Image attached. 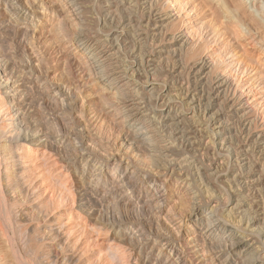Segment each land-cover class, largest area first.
Wrapping results in <instances>:
<instances>
[{
  "label": "bare ground",
  "instance_id": "6f19581e",
  "mask_svg": "<svg viewBox=\"0 0 264 264\" xmlns=\"http://www.w3.org/2000/svg\"><path fill=\"white\" fill-rule=\"evenodd\" d=\"M52 1L57 10L65 14V22L72 29L68 35L58 31L61 34L58 37L68 43L80 63L83 61L86 84L96 86L102 94L99 102L106 108L107 117L113 118L121 129L119 141L123 154L142 148L152 153L148 162L155 169L138 177L152 194L149 197L157 200L158 211H163L169 199L173 207L178 204L176 200H189V203L181 200L182 205L179 204L194 230L187 229L186 243L206 263L264 264V245L259 244L264 242V129L259 130V125H256L257 116L251 115L253 108L241 87L233 84L235 79L232 81V74L218 69L215 58H211L214 53L228 48L233 52L237 43L240 47L245 44L251 49L261 50V58H264V0H98L101 12L96 31L91 30L85 16L84 0ZM27 7L21 16L24 14L26 17L34 11L32 8L35 6ZM50 18L46 17L43 26L46 31L52 32L60 27V23L55 21L47 26ZM60 21L65 24L62 19ZM199 24L210 30L216 43L214 48L208 46L212 48L209 53L206 50L204 54H199L205 45L203 41L197 48L187 49L193 42L192 30ZM170 26L176 27L175 32L168 33ZM239 38L242 40L236 41ZM148 41L155 44V50L147 49ZM194 55L186 70L188 82L185 90L172 82L171 87L165 83L156 87L154 81L148 83V76L153 77L163 71L173 75L172 78L180 75L187 57L193 58ZM242 59L235 60L236 67L239 63L245 65L246 60ZM172 90H176L172 97L161 100L163 93ZM52 92V97L57 100L65 97L59 86H54ZM66 100L63 98L60 101ZM13 101L18 106L17 110H21L20 100L11 99ZM158 102V112H152L149 119L151 128H142L139 123L149 116L148 104L154 103L155 108ZM97 121H101L100 118ZM260 124L264 126V122ZM37 133L27 136L35 139L30 144L32 147L38 146L36 139L40 138ZM161 134L162 143L157 144ZM27 137L15 140L3 138L0 144V160L2 155L6 161L4 164L0 162V264H32L26 260L30 254L28 251L35 247L32 248L31 234H41L53 244L57 264H79L80 257L72 251L67 253L65 248L60 249L64 244L59 241V231L56 232L51 225L39 233H36V227H30L26 237H23L26 238L24 244L20 245L23 235L20 239L17 237L18 232L19 235L22 233L18 231V226L21 223L29 226L42 220L36 214L37 208L29 207L24 159V152L30 151L25 148ZM201 142H205V148L207 145L212 147L217 159L210 165L205 166L202 163L204 159L196 156ZM87 146L85 150L81 148L90 157L93 147L88 149ZM222 167L224 171L220 170ZM163 175L177 177V188L172 191L176 200L170 195L166 197L164 182L159 184ZM211 179L215 186H212ZM128 186L131 187L130 183L119 180L113 183L112 194L127 192L125 189ZM222 191L228 206L234 205L224 211L227 212L225 216L220 213L217 216L216 207L222 198L219 195ZM15 211L19 219H14L16 213L13 215L12 212ZM256 224L261 227L255 231L253 226ZM197 235L202 245L209 249V259L200 253L201 249L194 240ZM256 236L263 241L257 242L254 239ZM259 254L263 256L259 257Z\"/></svg>",
  "mask_w": 264,
  "mask_h": 264
},
{
  "label": "rangeland",
  "instance_id": "374dc122",
  "mask_svg": "<svg viewBox=\"0 0 264 264\" xmlns=\"http://www.w3.org/2000/svg\"><path fill=\"white\" fill-rule=\"evenodd\" d=\"M40 2L43 4L42 7ZM84 2L87 21L91 30L96 31L99 29L97 18L101 12L99 2L98 0ZM33 6H35L32 8L33 12L28 13L26 17L24 14L21 16L23 9ZM49 15L52 17H48ZM46 17L50 18L47 26L57 21L60 27L54 28L52 32L46 31L43 26ZM61 19L65 22V14L57 10L52 0H0V144L3 138L22 139L35 132H38L36 136L40 138L36 139L39 142L36 143L38 145L36 147L30 146L35 139L26 138L25 148L28 147L30 151L24 152V159L28 174L29 207L37 208L36 214L45 221L34 222L29 226L21 223L18 231L22 233L19 235L18 232L19 236L17 235L19 239L23 235L20 245L24 244L26 238L23 237H26L30 227H36V233H39L41 229L51 225L56 232L59 231V241L64 244L60 249L65 248L64 251L67 253L72 251L80 257L79 264H209L193 253L188 242L186 243L187 229L192 232L194 230L186 218L184 208L179 205H182L181 200L185 203H189V200L181 197L179 202L176 200L177 197L172 195V191L177 188V177L163 175L159 178V184L164 182V186L167 187L166 197L170 195L178 204L173 207L169 199L170 202L163 207V211H158L155 204L157 200L150 198L152 194L146 190V185L139 182L138 177L141 173L148 174L146 172L151 173L155 169L153 164L150 165L148 162L152 153L142 148L140 151L123 154L119 141L121 129L113 118L107 117L106 108L99 102L102 94L96 86L86 84L87 76L84 70L86 68L83 61L80 63L79 57L73 54L68 43L58 37L61 35L58 31L68 35L72 30L66 22L64 24L60 21ZM175 30L176 27L170 26L168 33ZM192 35V47L187 48L190 51L200 46L202 41L205 45L199 54H204L206 50L209 53V49H212L209 47L214 48L216 45L210 30L200 24L192 30ZM238 40L242 39L236 41ZM154 45L148 41L146 47L148 50L149 48L155 50ZM206 45L210 46L206 48ZM235 46L233 52L228 48L226 51L214 53L211 58H215L218 69L226 74H232V79H235L232 80L233 84L235 87H241L253 108L251 115L257 116L256 125L258 124L261 130L264 129L260 124L264 122V72H262L264 58H261L262 53L259 49H251V46L247 47L245 44V47H240L238 43ZM188 50L187 52H190ZM187 58L180 75H174L172 78L173 75L170 76L169 72L163 71L153 77L148 76V83L154 81L156 87L163 83L168 84V87L176 84L185 90L188 82L186 70L195 55L193 58L191 56ZM238 58L241 60L244 58L245 65L239 63L240 67L239 65L236 67L234 62L235 60L237 62ZM239 77L242 80L237 79ZM54 86L61 87L66 101L61 102L62 97L58 100L52 97ZM169 92L163 93L161 100L172 97L176 90ZM11 99L20 100L21 110H17L18 106L16 107ZM154 105L148 104L149 116L139 123L142 124V128H151L149 119L152 112H158L159 102L155 106L157 110ZM99 118L101 121H97ZM99 123L102 125H98ZM162 135H158L160 137L157 144L162 143ZM205 142H201L204 146L200 144L201 148H198L196 156L204 159L200 158L204 165H210L217 159L210 145L205 148ZM82 143H86L88 149L94 148L91 149L92 156L86 155L84 151L86 145L83 146ZM0 162L3 164L6 162L2 155ZM1 170L3 171V166ZM220 170L224 171V168ZM119 180H125L131 187L125 189L127 192L116 191V194H112L113 183ZM211 184L216 185L212 183V179ZM124 193L125 196L122 197ZM219 195L222 198L218 202L216 213L217 216L219 213L225 216L227 212L224 211L232 208L234 204L228 206L223 191ZM15 213L16 211L12 212L13 215ZM16 215L18 213L14 219L18 217ZM260 227L259 224L253 226L255 231ZM31 235L32 248L35 246V249L28 251L31 255L27 253L29 257L27 256L26 260L34 264H57L53 256L56 255L53 244L41 234L35 235L38 238ZM198 237L197 235L194 240L201 249L200 253L209 259V249L202 245V241L199 240L201 238ZM254 239L257 242L263 241L257 236ZM259 244L264 245V242ZM261 256L263 254H259V257Z\"/></svg>",
  "mask_w": 264,
  "mask_h": 264
}]
</instances>
